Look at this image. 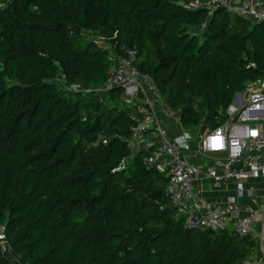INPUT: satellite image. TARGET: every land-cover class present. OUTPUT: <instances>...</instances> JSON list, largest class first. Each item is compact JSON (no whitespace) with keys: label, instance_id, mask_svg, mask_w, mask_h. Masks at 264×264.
Instances as JSON below:
<instances>
[{"label":"trees","instance_id":"trees-1","mask_svg":"<svg viewBox=\"0 0 264 264\" xmlns=\"http://www.w3.org/2000/svg\"><path fill=\"white\" fill-rule=\"evenodd\" d=\"M191 1L0 0V229L9 245L0 264L248 258L251 237L186 224L144 151L118 167L133 107L82 110L110 50H135L183 126L211 128L247 81L264 79V21ZM73 82L81 88L66 87ZM105 94L120 100L122 89Z\"/></svg>","mask_w":264,"mask_h":264},{"label":"built area","instance_id":"built-area-1","mask_svg":"<svg viewBox=\"0 0 264 264\" xmlns=\"http://www.w3.org/2000/svg\"><path fill=\"white\" fill-rule=\"evenodd\" d=\"M200 5L211 10L223 6L253 21H264L262 0H194L187 4ZM108 59L107 75L95 89L105 93L120 86L123 105L133 107L129 116L134 123L127 141L130 153L118 167L144 151L142 160L166 176V192L187 225L251 237L257 249L256 263L264 264V79L247 81L220 110L223 116L218 123L201 128L193 138L181 127L175 110L165 104L153 79L138 70L135 50L125 55L110 50ZM66 87L81 88L78 82ZM203 179L215 190L227 189L233 180L228 188L233 193L207 197L202 192ZM0 246L9 249L3 229Z\"/></svg>","mask_w":264,"mask_h":264},{"label":"rangeland","instance_id":"rangeland-1","mask_svg":"<svg viewBox=\"0 0 264 264\" xmlns=\"http://www.w3.org/2000/svg\"><path fill=\"white\" fill-rule=\"evenodd\" d=\"M88 90H85L86 93H91L94 95V97L92 95L89 96V98H86L84 100V104H83V111L86 112L88 109H91V107L96 103V101H103L104 103H107L108 105L109 104H117V103H120L123 104V99L120 97V100L119 99H111V98H108L107 95L105 93H102V92H99L97 91L96 86H93V87H84ZM94 92V93H92ZM105 94V95H104ZM163 97V95H162ZM163 100L165 102V104L167 105L166 103V100L164 99L163 97ZM168 106V105H167ZM169 107V106H168ZM171 108V107H169ZM172 109V108H171ZM176 114L178 115L179 117V113L175 110ZM187 130L190 131L191 135L194 136L195 134H198L201 129L199 128V126H196V125H187V126H184ZM12 257L14 258H18L17 255L13 254L12 252H10ZM247 260V264H257L256 263V260H257V249L256 247H252V249L249 250V254H248V258L246 259Z\"/></svg>","mask_w":264,"mask_h":264},{"label":"crops","instance_id":"crops-1","mask_svg":"<svg viewBox=\"0 0 264 264\" xmlns=\"http://www.w3.org/2000/svg\"><path fill=\"white\" fill-rule=\"evenodd\" d=\"M160 116H163V113H162V111H161V113H160ZM167 122H169L168 120H167ZM181 127L182 128H184V129H186L183 125H181ZM201 129V128H200ZM197 134H195L194 136H196ZM194 136H193V138H194ZM196 160H200L198 157L196 158ZM202 160V159H201ZM233 180H231L228 184V188L233 184ZM202 187H203V194L205 195V196H207V197H212V198H217V197H219V198H224L227 194H229V193H233V191H231V190H228V188L227 189H224V190H215V189H210V187H209V182L207 181V180H202ZM244 200L245 201H250V199H248V198H244Z\"/></svg>","mask_w":264,"mask_h":264}]
</instances>
